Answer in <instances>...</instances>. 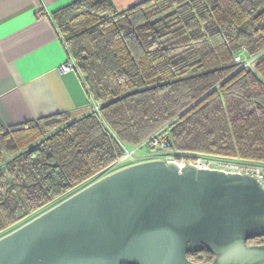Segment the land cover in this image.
<instances>
[{"label": "trees", "instance_id": "obj_1", "mask_svg": "<svg viewBox=\"0 0 264 264\" xmlns=\"http://www.w3.org/2000/svg\"><path fill=\"white\" fill-rule=\"evenodd\" d=\"M53 19L92 103L81 115L0 117V238L116 171L126 149L147 156L156 134L179 161L264 168V0H142L124 10L77 0ZM241 55L256 56L254 66Z\"/></svg>", "mask_w": 264, "mask_h": 264}, {"label": "water", "instance_id": "obj_2", "mask_svg": "<svg viewBox=\"0 0 264 264\" xmlns=\"http://www.w3.org/2000/svg\"><path fill=\"white\" fill-rule=\"evenodd\" d=\"M252 175L152 159L91 183L0 238V264H264Z\"/></svg>", "mask_w": 264, "mask_h": 264}, {"label": "crops", "instance_id": "obj_3", "mask_svg": "<svg viewBox=\"0 0 264 264\" xmlns=\"http://www.w3.org/2000/svg\"><path fill=\"white\" fill-rule=\"evenodd\" d=\"M75 1L0 0V117L6 125L59 112L81 115L92 103L78 69L62 70L72 57L53 19ZM140 1L112 0L118 10Z\"/></svg>", "mask_w": 264, "mask_h": 264}, {"label": "built area", "instance_id": "obj_4", "mask_svg": "<svg viewBox=\"0 0 264 264\" xmlns=\"http://www.w3.org/2000/svg\"><path fill=\"white\" fill-rule=\"evenodd\" d=\"M236 61H242L244 66L252 68L256 61V56L246 57L244 55L236 57ZM76 63L73 59H71L68 63L62 66L63 71H72L76 69ZM92 107L95 111H98L99 106L95 103L92 104ZM149 149L155 151L156 153H164L167 143L165 140H162L161 136L157 134L152 136L148 140ZM137 157L135 156V151L132 149H126L125 156L123 161H135ZM167 162L168 161H176L180 165H187V164H195L198 168L202 169H212V170H222L227 173H240V174H249L255 177L263 186L264 188V168L261 166L250 165V164H242V163H232V162H223L213 159H204L198 158L196 160H189V161H179L175 156L165 154L163 158Z\"/></svg>", "mask_w": 264, "mask_h": 264}, {"label": "rangeland", "instance_id": "obj_5", "mask_svg": "<svg viewBox=\"0 0 264 264\" xmlns=\"http://www.w3.org/2000/svg\"><path fill=\"white\" fill-rule=\"evenodd\" d=\"M148 158H151V159H154V158L157 159L158 158V159H160V158H163V153H156L155 151H151V152H149V154H147V156H144V157L139 156V158H137L135 161H132V162L126 161L123 164H121L120 166L114 168L113 170H119L120 168H122L124 166H127V165H130L133 162H137V161H140V160H147Z\"/></svg>", "mask_w": 264, "mask_h": 264}]
</instances>
